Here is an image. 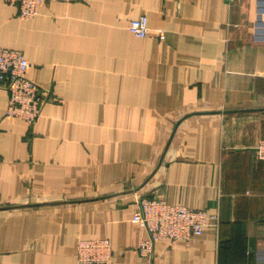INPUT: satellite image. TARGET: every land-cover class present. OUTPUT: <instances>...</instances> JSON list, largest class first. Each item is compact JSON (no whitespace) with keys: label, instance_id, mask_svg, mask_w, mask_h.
<instances>
[{"label":"crops","instance_id":"0c3cea01","mask_svg":"<svg viewBox=\"0 0 264 264\" xmlns=\"http://www.w3.org/2000/svg\"><path fill=\"white\" fill-rule=\"evenodd\" d=\"M0 46L47 92L29 124L0 87V264H77L96 238L111 264H257L264 0H53L27 19L0 0ZM152 196L216 220L142 257L130 218Z\"/></svg>","mask_w":264,"mask_h":264},{"label":"built area","instance_id":"2783aa9c","mask_svg":"<svg viewBox=\"0 0 264 264\" xmlns=\"http://www.w3.org/2000/svg\"><path fill=\"white\" fill-rule=\"evenodd\" d=\"M15 5L18 16L32 18L39 13L45 2L53 0H5ZM232 1V0H229ZM129 30L137 37H145L148 32L147 18L144 15L130 20ZM159 37L163 38L162 32ZM29 63L20 50L0 46V87L7 92L5 116L23 120L29 124L41 116L47 92L31 80L27 71ZM259 160L264 162V139L255 146ZM216 220L215 214L204 209L167 202L162 197H140L130 221L146 231L138 252L150 258L156 242L184 240L199 234L202 229ZM111 250L106 238L78 239L76 245L77 264H111ZM257 264H264V251L255 255Z\"/></svg>","mask_w":264,"mask_h":264},{"label":"water","instance_id":"95a60500","mask_svg":"<svg viewBox=\"0 0 264 264\" xmlns=\"http://www.w3.org/2000/svg\"><path fill=\"white\" fill-rule=\"evenodd\" d=\"M178 123H179V122H177V123L175 124V127L177 126ZM173 131H174V130H173ZM173 131H172V133H171V136H172V134H173ZM171 136H170V137H171ZM168 142H169V140H168ZM168 142H167V143H168ZM159 163H160V161H159Z\"/></svg>","mask_w":264,"mask_h":264}]
</instances>
